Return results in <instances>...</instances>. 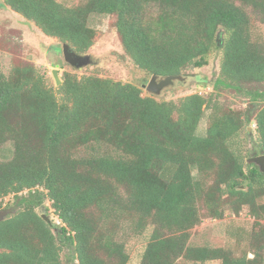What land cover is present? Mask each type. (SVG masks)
<instances>
[{
    "label": "trees",
    "instance_id": "1",
    "mask_svg": "<svg viewBox=\"0 0 264 264\" xmlns=\"http://www.w3.org/2000/svg\"><path fill=\"white\" fill-rule=\"evenodd\" d=\"M78 1L3 3L78 54L95 43L88 18L112 16L125 54L149 76L183 77L218 50L219 77L208 96L165 101L94 74L64 72L53 87L31 64L0 70V146H13L0 160V264H63L59 242L75 264H128L125 222L134 236L152 227L139 264H264V245L248 258L190 243L195 227L226 210L264 219V171L247 161L264 155V40L250 32L252 15L264 23V0ZM220 88L243 94L247 107L223 108ZM207 108L215 116L200 135ZM252 122L243 150L239 137ZM46 203L54 229L39 214Z\"/></svg>",
    "mask_w": 264,
    "mask_h": 264
},
{
    "label": "rangeland",
    "instance_id": "2",
    "mask_svg": "<svg viewBox=\"0 0 264 264\" xmlns=\"http://www.w3.org/2000/svg\"><path fill=\"white\" fill-rule=\"evenodd\" d=\"M67 6L78 5V0H58ZM247 12L252 15L251 10ZM115 18L112 16L93 14L88 18V25L95 31L94 46L85 54L91 58V63L80 69L74 68L65 62L63 57V43L54 38L45 36L33 23L27 21L19 14L13 12L0 0V70L8 75L12 68L20 64L34 65L43 72L51 86L56 87L53 70H58L59 78L64 72L77 74L78 76L94 74L103 78L116 81L129 82L139 86L143 95L150 94L145 85L151 76L136 68L131 59L125 54L119 36L114 27ZM220 31L219 33H221ZM250 32L253 39L264 40V23L252 15ZM223 39V35H221ZM221 53L215 50L208 56V65L202 68L190 69L183 75L184 80L174 81V84L164 89L158 100L172 101L193 93L208 96L213 92V82L219 77ZM193 76V77H192ZM207 82L205 84L204 82ZM218 101L223 108L234 111H243L247 107V99L232 89L220 88ZM215 116L214 110L207 108L200 122L198 133L205 131ZM245 132L255 137V125L252 122L246 126L239 137L243 150L251 148L249 138H245ZM251 137V138H252ZM13 146L7 142L0 146V160L7 161L12 157ZM248 161V160H247ZM249 162V161H248ZM250 163V162H249ZM257 165V164H256ZM173 168L164 173L167 179ZM196 174V171L193 170ZM14 201L13 196L4 200V206H10ZM264 201V200H263ZM12 210H6L10 213ZM40 215H46L54 229L57 223L52 213L50 204L46 203L39 209ZM55 219L56 221L54 222ZM152 227L149 226L142 235L134 236L126 222L119 230L121 241L125 242L126 251L130 256L128 264H139L141 255L150 238ZM253 233L254 249L249 250V241ZM190 243L194 246H206L210 248H222L233 255L240 256L246 253L248 258L253 257V251L264 245V219L256 224L251 218L248 209L243 208L234 213L226 210L222 219L206 218L191 231ZM63 264H75L70 248L59 242ZM264 252V251H263ZM176 264H193L178 261ZM201 264V263H197ZM203 264H221L220 260H212Z\"/></svg>",
    "mask_w": 264,
    "mask_h": 264
},
{
    "label": "water",
    "instance_id": "3",
    "mask_svg": "<svg viewBox=\"0 0 264 264\" xmlns=\"http://www.w3.org/2000/svg\"><path fill=\"white\" fill-rule=\"evenodd\" d=\"M218 38H221V33L218 34ZM63 57L66 63H68L70 66L80 69L84 66L89 65L92 61L90 56L88 55H80L72 50L69 44L65 43L63 44ZM53 77L56 81V84H60V78L58 75V70H53ZM182 81L184 80V77L182 76H168L165 78H162L159 80V77L156 75L151 76V79L149 80L148 84L145 85L146 90L155 96L160 95L161 92L166 89L167 87L174 84V81ZM249 162L257 164L261 170L264 171V155H259L256 157H252L248 159ZM247 184V183H246ZM243 189L244 187H240ZM42 218H44L49 224H51L50 219L46 215H42ZM4 219L3 214H0V222ZM52 225V224H51Z\"/></svg>",
    "mask_w": 264,
    "mask_h": 264
},
{
    "label": "built area",
    "instance_id": "4",
    "mask_svg": "<svg viewBox=\"0 0 264 264\" xmlns=\"http://www.w3.org/2000/svg\"><path fill=\"white\" fill-rule=\"evenodd\" d=\"M57 223L59 224V220H57Z\"/></svg>",
    "mask_w": 264,
    "mask_h": 264
},
{
    "label": "flooded vegetation",
    "instance_id": "5",
    "mask_svg": "<svg viewBox=\"0 0 264 264\" xmlns=\"http://www.w3.org/2000/svg\"><path fill=\"white\" fill-rule=\"evenodd\" d=\"M160 79H162V78L159 77V80H160Z\"/></svg>",
    "mask_w": 264,
    "mask_h": 264
}]
</instances>
